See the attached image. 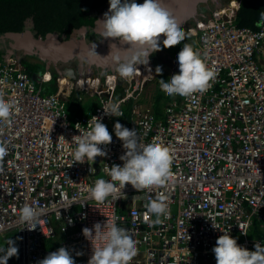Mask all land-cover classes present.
<instances>
[{"label": "built area", "instance_id": "2783aa9c", "mask_svg": "<svg viewBox=\"0 0 264 264\" xmlns=\"http://www.w3.org/2000/svg\"><path fill=\"white\" fill-rule=\"evenodd\" d=\"M241 2L226 0L187 26L214 76L203 92L169 101L163 123H155L153 108L142 101L156 78L150 63L138 65L117 99L99 75L86 77L84 90L101 100L71 120L61 102L75 89L76 76H60L56 92L44 94L20 57L8 52L0 59V98L12 104L9 117L0 119V144L6 147L0 156V247L1 238L14 232L17 264H38L61 246L76 264H87L92 247L103 241L87 239L83 227L111 218L137 238L130 264H216L212 249L223 232L249 249L256 241L264 244V20L257 28L240 26ZM44 79L43 74L38 81ZM109 104H117L122 115L105 114ZM97 117L113 136L100 145L106 155L72 163L76 135ZM117 120L135 126L142 143L166 145L173 175L151 190L129 182L119 186L117 199L98 202L89 188L109 179L113 164L123 163L126 149L113 131ZM157 193L168 198L170 212L159 223L147 208ZM71 200L78 202L64 208ZM25 204L45 211L25 224L19 219ZM257 230L261 236L254 235Z\"/></svg>", "mask_w": 264, "mask_h": 264}, {"label": "clouds", "instance_id": "9594fccd", "mask_svg": "<svg viewBox=\"0 0 264 264\" xmlns=\"http://www.w3.org/2000/svg\"><path fill=\"white\" fill-rule=\"evenodd\" d=\"M264 15V14H262ZM103 38H113L110 51L112 66L121 80H131L136 77L138 65L148 64L153 51L183 41L186 37L183 22L164 0H109L108 10L98 18ZM162 33H166L163 36ZM89 57L97 55L96 50L89 51ZM179 71L170 78L160 77L161 86L172 95L188 96L194 92H203L208 87L209 80L214 76L197 50L191 44L184 43L177 54ZM156 70L163 72L164 64L157 65ZM12 104L0 98V119H7ZM105 114L121 116L117 104L103 107ZM115 136L122 141L126 149L121 153L123 163H115L107 169L109 179L99 178L89 188V196L102 202L112 196L117 199L119 186L131 182L139 189L151 190L163 186L172 178V154L170 149L157 141L141 142L138 129L124 126L117 120L114 123ZM77 147L72 150L73 162L95 160L97 155H106L101 144H109L112 133L100 118L91 122L87 131L80 130L76 135ZM6 152V147L0 144V156ZM87 158V159H86ZM115 182H118L115 183ZM76 200L66 203L70 207ZM150 213L155 214L156 223L161 222V216L170 215L168 198L157 193L147 204ZM45 210L31 204L23 205L19 210V219L27 224L37 220ZM213 227H217L213 222ZM84 236H96L103 243L92 247V254L87 264H130L137 253V238L126 226H122L115 218L95 222L91 228L82 229ZM216 264H264V244L256 241L253 249L237 243V238L228 232H223L213 246ZM79 255V253H77ZM18 255V245L9 239L7 246L0 249V264H7L9 257ZM38 264H76L70 250L64 246L50 251L39 260Z\"/></svg>", "mask_w": 264, "mask_h": 264}, {"label": "trees", "instance_id": "16d2710c", "mask_svg": "<svg viewBox=\"0 0 264 264\" xmlns=\"http://www.w3.org/2000/svg\"><path fill=\"white\" fill-rule=\"evenodd\" d=\"M137 2L142 3L143 0H137ZM108 7L109 0H0V59L8 53L9 40L3 36L10 31L23 32L30 29L36 32L37 36H42L47 32H54L62 39H78L85 35L88 40H94L97 36L89 30L83 34V29L84 27L93 26L98 18L108 10ZM213 7L214 3H210L206 12L209 13ZM262 14H264V0H242L237 15V23L240 26L257 28L260 22L264 20V15ZM184 29L186 37L183 41L174 43L171 46L165 44L163 48L152 52L148 63L153 65L155 70L157 67L155 61L158 60L157 56L166 60L168 65L164 64L165 70L163 72L156 70V78L153 83L151 81L148 84L146 90L148 91V96H142V101L146 100L150 103V101L154 100L155 104H157L165 100L166 96L161 94L163 87L161 86L160 77L170 78L172 76L175 70L170 66V62L174 61L178 67L177 54L184 43L191 44L193 48L195 46V38L191 36L187 27ZM10 48L12 54H15L14 48ZM15 55L21 58L25 70L35 82H38L39 76L44 74L45 79L40 81L39 87L37 86L42 93L52 94L56 91L58 78L62 74L54 66H48L42 60H30L25 56L22 57L21 53ZM30 62L36 63L35 67L40 64L38 68L40 71L45 72H35L31 67L26 68ZM92 74H98L105 83L113 86L115 95L121 94L123 88L127 85V81L121 80L115 70L98 69L94 71L85 64L78 62L76 73L74 74L76 76V87L61 102L69 117L74 118L77 115L87 114L99 104L101 97L99 95H90L83 88L86 77ZM172 99L173 97H170L166 103ZM127 108L129 110L130 104L127 105ZM154 115L156 117V114ZM253 233L261 236L262 231L257 230Z\"/></svg>", "mask_w": 264, "mask_h": 264}, {"label": "water", "instance_id": "95a60500", "mask_svg": "<svg viewBox=\"0 0 264 264\" xmlns=\"http://www.w3.org/2000/svg\"><path fill=\"white\" fill-rule=\"evenodd\" d=\"M210 1L218 0H164V3L169 6L175 15L183 22L184 28L206 15L205 4ZM103 15L100 16L102 18ZM90 31L96 35L94 40H88L85 35L78 39H62L54 32H47L42 36H37L36 32L27 29L23 32L10 31L3 37L10 39V46L22 50L24 54L36 56L40 60L46 62L48 66L54 65L57 71L63 74L61 70L62 64L71 62H80L93 69H111L114 70L110 57H106L110 51V44L114 41L113 38H103L100 30V25L97 20L93 26L84 27L83 34ZM163 36L166 33H162ZM96 50L95 57H89V51ZM70 75L74 76V69L69 68Z\"/></svg>", "mask_w": 264, "mask_h": 264}, {"label": "rangeland", "instance_id": "374dc122", "mask_svg": "<svg viewBox=\"0 0 264 264\" xmlns=\"http://www.w3.org/2000/svg\"><path fill=\"white\" fill-rule=\"evenodd\" d=\"M226 0H220V4H222V3H224ZM214 7H216L215 5H214ZM157 59L158 60H155L156 61V66L159 64V63H163V64H166V66L168 65L167 63H166V60H164V59H162L161 57H158L157 56ZM27 65V64H26ZM36 66V63H34V62H30L27 66H26V68H28V67H31V68H33V70L35 71V72H37V71H40V69L38 68V67H40V64L37 66V67H35ZM170 66L172 67V68H174V73H176V72H178L179 71V67H177L176 66V64H175V62L174 61H171L170 62ZM76 67H77V63L76 62H71V63H69V64H62L61 65V70L63 71V74L65 75V76H67V77H73L72 75H70V73H68L67 71H69V68H73L74 69V73H76ZM42 71V70H41ZM40 71V72H41ZM42 72H45V71H42ZM36 84H37V86L39 87L40 86V82L38 81V82H36ZM161 94L162 95H164V96H166L164 99L165 100H163L161 103H157V110H158V119L159 120H157V121H162V119H164L165 118V115H166V107H167V103H166V101L168 100V99H170V97H173L174 95H172V96H170L168 93H167V91L164 89V88H162L161 89ZM166 103V104H165ZM125 107H126V110H128V108H127V106L125 105ZM155 111V109L153 110V112ZM155 113H156V111H155ZM70 119L71 120H73V118H71L70 117ZM9 239H12L13 241H15V233L14 232H12L11 234H8L7 236H5V237H3V238H1V247H0V249H4V248H6V246H7V242H8V240ZM17 261H18V255H16V256H12V257H9V259H8V261H7V264H17Z\"/></svg>", "mask_w": 264, "mask_h": 264}, {"label": "flooded vegetation", "instance_id": "af4514ba", "mask_svg": "<svg viewBox=\"0 0 264 264\" xmlns=\"http://www.w3.org/2000/svg\"><path fill=\"white\" fill-rule=\"evenodd\" d=\"M210 3H214V5L215 6H217V5H219L220 4V0H218V1H216V2H213V1H210ZM210 3L207 5V4H205V8H206V10H207V8L210 6ZM7 40H9L8 41V45H9V48H8V52H10V53H12L11 52V46H10V39H8L7 38ZM14 50H15V54H17V53H21V56L23 57V56H25L26 58H29L30 60H38V61H40V59L38 58V57H36V56H29V55H26V54H24V52L22 51V50H19V49H16V48H14ZM77 64H78V62H76ZM52 66H54L53 64H52ZM55 67V66H54ZM94 71L95 70H98V69H93Z\"/></svg>", "mask_w": 264, "mask_h": 264}, {"label": "crops", "instance_id": "0c3cea01", "mask_svg": "<svg viewBox=\"0 0 264 264\" xmlns=\"http://www.w3.org/2000/svg\"><path fill=\"white\" fill-rule=\"evenodd\" d=\"M62 75H64V74H62ZM62 75H61V76H62ZM92 75H98V74H92ZM59 77H60V76H59ZM152 83H153V81H152ZM152 83H151V84H152ZM150 86H151V85H150ZM147 93H148V91L145 92V94H144L145 97L148 96ZM179 96H180V95L177 94V95H174L173 98H178ZM145 102H146V103H149V102L146 101V100H145ZM141 104L144 105V106L147 105V104H145V103H141ZM154 104H155V101H154V100H153V101H150V103H149V105L153 108V110L155 109L156 113H154V114H156V117H157V119H158V110H157V108H156V105H157V104H155V106H154ZM125 110H126V107H125ZM155 111H154V112H155ZM158 120H159V119H158ZM162 120H163V119H162ZM156 122H157V121H156ZM158 122H159V121H158ZM160 122H163V121H160Z\"/></svg>", "mask_w": 264, "mask_h": 264}, {"label": "bare ground", "instance_id": "6f19581e", "mask_svg": "<svg viewBox=\"0 0 264 264\" xmlns=\"http://www.w3.org/2000/svg\"><path fill=\"white\" fill-rule=\"evenodd\" d=\"M56 90H57V89H56ZM72 91H73V90H72ZM55 92H56V91H55ZM55 92H54V93H55ZM70 94H71V93H70ZM120 95H121V94L115 95V93H114V94H113V97H114L115 99H117V98L120 97ZM123 108H124V110H125V105H123ZM125 112H126V110H125ZM163 122H164V121H163ZM163 122H162V123H163ZM155 123H158V122H155Z\"/></svg>", "mask_w": 264, "mask_h": 264}]
</instances>
